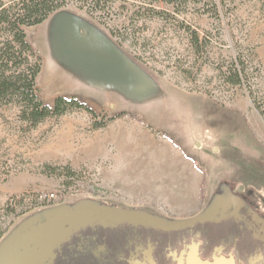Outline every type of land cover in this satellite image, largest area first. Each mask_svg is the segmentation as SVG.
<instances>
[{"label":"rangeland","instance_id":"rangeland-1","mask_svg":"<svg viewBox=\"0 0 264 264\" xmlns=\"http://www.w3.org/2000/svg\"><path fill=\"white\" fill-rule=\"evenodd\" d=\"M23 29L40 59V100L75 98L94 116L71 108L31 126L18 102H0V264H30L13 238L91 206L142 214L174 252L184 238L185 252L197 243L209 259L220 217L172 225L226 196L244 229L221 255L243 264L242 246L264 225V0H65ZM238 58L244 77L234 84ZM180 143L209 162L208 179L189 208L173 210L132 176Z\"/></svg>","mask_w":264,"mask_h":264},{"label":"flooded vegetation","instance_id":"flooded-vegetation-1","mask_svg":"<svg viewBox=\"0 0 264 264\" xmlns=\"http://www.w3.org/2000/svg\"><path fill=\"white\" fill-rule=\"evenodd\" d=\"M232 216H238L233 202L222 204L213 215L220 217L216 223L219 225L216 231L209 233L220 241L212 248L213 255L209 260L230 245L235 246L236 233L244 229L237 225L235 218L232 220ZM238 219L241 220L240 217ZM245 227L248 229L249 224H245ZM256 229L261 232V238L255 240L251 237L250 242L254 245L248 240L244 243L242 250H245L243 257L246 260L243 264H264V225L258 224ZM155 232L153 228L141 224L130 225L127 222L105 226L98 223L87 224L72 231L51 250L47 258L36 264H178L181 251L187 247L186 239H181L180 250L174 252L171 237L164 240ZM233 259L238 264L239 259L235 254Z\"/></svg>","mask_w":264,"mask_h":264},{"label":"trees","instance_id":"trees-1","mask_svg":"<svg viewBox=\"0 0 264 264\" xmlns=\"http://www.w3.org/2000/svg\"><path fill=\"white\" fill-rule=\"evenodd\" d=\"M90 1L94 5L107 2ZM64 3L65 0H0V102H18L22 119L31 126L50 116H60L71 108L83 109L94 116L86 104L75 98L57 97L50 106L36 94L40 59L28 44L23 28L43 22ZM240 64L238 58L231 67L230 81L234 84L243 81L244 69Z\"/></svg>","mask_w":264,"mask_h":264},{"label":"water","instance_id":"water-1","mask_svg":"<svg viewBox=\"0 0 264 264\" xmlns=\"http://www.w3.org/2000/svg\"><path fill=\"white\" fill-rule=\"evenodd\" d=\"M219 198L216 203H213L212 210L204 212L194 218L179 223L173 224V227L185 226L192 224L193 222L213 217L218 208L229 202V199ZM153 220L139 213H128L125 211L113 210L111 208H96L89 207L83 210H69L58 212L57 215H49L46 220L36 226L31 231H26L19 237L13 238L16 241H22L25 245V259H29L30 264H36L47 258L50 255L51 250L59 245L61 241L66 239L72 231H76L80 227L87 224H102V225H114L120 222H131L134 225H153ZM157 225H162L159 221ZM173 227L171 229H173ZM181 256L178 258V264H235L232 256H224L221 254L215 255L212 259H202L199 256L198 244L192 243L188 247V251H181ZM183 256V258H182Z\"/></svg>","mask_w":264,"mask_h":264},{"label":"crops","instance_id":"crops-1","mask_svg":"<svg viewBox=\"0 0 264 264\" xmlns=\"http://www.w3.org/2000/svg\"><path fill=\"white\" fill-rule=\"evenodd\" d=\"M182 116L183 113H180V116L175 114L173 118L179 122L181 131L188 132L189 126ZM195 135L198 137L196 133ZM171 149L172 155L170 157L160 155L155 161H141L139 165L140 175L132 176V178L141 179V184L151 188L152 194L166 196L159 200H162L170 209H187L191 206L194 196L201 194L202 183L205 185V179H208L206 169L209 162L199 155L189 157L190 150H185L182 143L180 146L172 145ZM182 149H184L183 152ZM132 168L135 169V167ZM134 169L132 172L136 171ZM126 177L130 176L126 175ZM222 184L224 183L222 182Z\"/></svg>","mask_w":264,"mask_h":264},{"label":"bare ground","instance_id":"bare-ground-1","mask_svg":"<svg viewBox=\"0 0 264 264\" xmlns=\"http://www.w3.org/2000/svg\"><path fill=\"white\" fill-rule=\"evenodd\" d=\"M42 36H44V34H43ZM42 36H41V37H42Z\"/></svg>","mask_w":264,"mask_h":264}]
</instances>
